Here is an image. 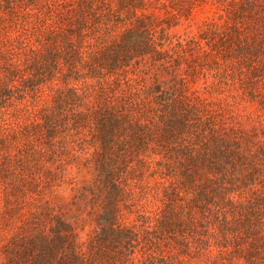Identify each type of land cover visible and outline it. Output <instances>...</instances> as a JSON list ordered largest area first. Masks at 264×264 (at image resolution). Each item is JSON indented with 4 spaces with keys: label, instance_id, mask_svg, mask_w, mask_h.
Segmentation results:
<instances>
[{
    "label": "trees",
    "instance_id": "1",
    "mask_svg": "<svg viewBox=\"0 0 264 264\" xmlns=\"http://www.w3.org/2000/svg\"><path fill=\"white\" fill-rule=\"evenodd\" d=\"M0 264H264V0H0Z\"/></svg>",
    "mask_w": 264,
    "mask_h": 264
}]
</instances>
